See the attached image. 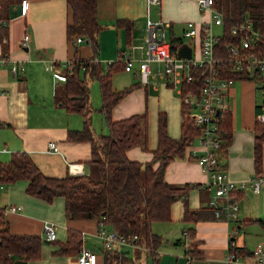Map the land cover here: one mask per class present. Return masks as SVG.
I'll return each mask as SVG.
<instances>
[{
    "label": "crops",
    "instance_id": "1",
    "mask_svg": "<svg viewBox=\"0 0 264 264\" xmlns=\"http://www.w3.org/2000/svg\"><path fill=\"white\" fill-rule=\"evenodd\" d=\"M27 1L26 13H22L20 0L11 1L6 11L0 8V58L8 57V61L0 65V161H8L14 152L26 151L47 175L65 176L69 173L68 162H82L84 171L91 173V142L67 139L69 129L83 127L84 115L68 112L63 103L58 104L55 94V85L63 80L55 76L54 70L64 73V62L75 58V46L79 50L78 57L93 58L103 70L107 69L109 61H122L123 51H130L135 59L131 70H126L122 64L121 69L113 75V85L117 89L140 83L115 105L112 111L113 119L145 110L149 114V150L142 146L133 147L128 151L131 159L147 161L152 158L151 151L158 144V118L161 111L167 115L170 135L180 137L181 96L177 87L169 86L168 78L158 72L159 69H164V65L153 61L155 74L150 75L147 83L142 82L138 66L147 48L144 42H147L148 37V18L162 20L166 24L167 39L173 32L186 40V37H190L184 34L188 21L202 25L210 18L208 12L201 11L197 0H160L158 3L150 0H98L101 30L97 34L96 46L85 38L81 42H75V46L67 39V0ZM3 19H7L8 23L3 24ZM121 19H129L134 23L130 39L127 38L125 27L117 24ZM25 33L30 34V40L23 45L21 38ZM191 39L194 40V37ZM13 60L25 66V70L18 75L11 70ZM155 62L158 64L155 65ZM48 64H52L55 69L47 68ZM86 77L90 86V102L100 110V116L96 114L100 123L99 129L95 128L90 120L91 125L95 134L107 133L109 126L100 109V81L97 77ZM240 80L232 85L229 99L233 110L231 141L219 157L221 167L229 177L236 182H246V186L234 190L230 198L223 195L215 201L216 205L225 206L235 200L240 207L236 216L228 218L223 210L221 217H217L210 206L215 188L209 182L207 172L193 155L194 150L197 154H202L205 150L195 139L193 144L186 148L184 156L175 157L168 163L165 178L173 184L193 185L184 199L196 214L202 215V218L185 220L184 200L177 199L172 205L169 220L152 223L153 231L163 236V243L156 248L155 254L139 247H124L127 253L137 257L141 264L143 257H146L147 264H150L148 258L151 256L156 264H185V257L189 252L193 256L189 264H227L226 257L231 240L236 246L246 245L251 250L261 246L264 264V229L256 221L264 218V185L259 192H255L251 186V180L257 176L255 123L262 99L257 98L254 82L248 79ZM53 141L58 145V151L49 149V144ZM27 185V179H18L11 183L0 181V208L5 210L12 232L36 233L43 240L40 259L28 261L26 264H80L78 254L56 252L61 244L66 243L69 228L80 230L83 246L100 251L96 264H104L101 240L98 236L99 220L68 217L64 196H55L48 202L28 193ZM12 205H20L22 208L12 211ZM245 220L248 224H253L243 226L247 225V222L243 223ZM45 223L56 226V239L48 240L44 231ZM241 228L246 230L244 234H240ZM186 230L188 235L185 236ZM248 231L256 234L247 236ZM97 239L99 249L94 247ZM249 242L257 245L252 248ZM195 248L198 255L194 251ZM131 251L134 254H131ZM247 259L254 264L258 262L259 256H248Z\"/></svg>",
    "mask_w": 264,
    "mask_h": 264
},
{
    "label": "trees",
    "instance_id": "2",
    "mask_svg": "<svg viewBox=\"0 0 264 264\" xmlns=\"http://www.w3.org/2000/svg\"><path fill=\"white\" fill-rule=\"evenodd\" d=\"M11 1L0 0V8L6 11ZM22 1V0H20ZM214 5L223 12L224 31L215 44L214 55L222 62L216 63L224 76L249 78L232 70L229 63L228 46L239 44L245 32L235 34L232 28L245 20H249L253 29L264 30V0H214ZM68 22L67 39L76 45L79 36L84 37L93 46L98 44L97 34L101 30L98 18V0H67ZM118 26L125 27L127 38L130 39L134 23L129 19L117 21ZM201 26V25H200ZM202 29V28H201ZM168 41L171 51L176 53L178 47L185 42L183 36L170 33ZM260 41V37L256 38ZM75 46V58L70 66L64 67L66 79L63 80V106L68 112L84 115L81 129H69L67 139L70 141H90L92 144L91 162L97 166V175L84 172L68 173L65 176L45 174L39 165L26 151L14 152L8 161H0V181L14 182L27 179V192L51 202L55 196H64L65 210L68 217L96 218L105 221L112 229L125 235H138L139 242L148 249L146 252L155 254L156 248L163 243V236L152 229L155 221L171 218L173 203L184 200L185 220H197L202 215L191 209L184 197L192 188V184H173L165 178L168 163L175 157H182L186 148L193 144L200 133L198 126L187 112L191 105L183 101L181 96V135L173 137L168 130L167 115L159 112L158 144L147 161L131 159L128 151L136 146L148 148L149 114L144 112L113 119L112 111L131 90L140 83L136 82L121 89L113 85V75L121 69L122 61L110 63L106 70L92 58H80ZM83 65L86 68L82 71ZM208 65L193 66L191 69L195 79L188 85L184 84L183 93L189 89L199 91ZM87 75L97 77L100 81L102 105L101 111L109 126L107 133L95 134L91 119L86 117L90 107V86ZM172 86V82H168ZM220 127L227 132L226 145L229 146L232 136V112L220 119ZM264 123H255V170L257 175L264 176L263 166ZM227 148H225L226 150ZM213 212V211H212ZM264 229V218L256 220ZM247 221L245 220L246 223ZM42 237L36 233H15L10 228L5 210L0 208V264H26L38 260L42 253ZM193 245L195 243H192ZM83 246L80 230L69 228L66 243L56 250L60 254H79ZM232 247V246H231ZM237 254L253 256L254 252L246 245L233 246ZM141 250V249H139ZM195 252L198 255V250ZM192 251V250H190ZM189 252V251H188ZM104 264H141L137 257L127 253V249L114 247L103 252ZM190 253V252H189ZM191 254V253H190ZM78 257V255H77Z\"/></svg>",
    "mask_w": 264,
    "mask_h": 264
},
{
    "label": "built area",
    "instance_id": "3",
    "mask_svg": "<svg viewBox=\"0 0 264 264\" xmlns=\"http://www.w3.org/2000/svg\"><path fill=\"white\" fill-rule=\"evenodd\" d=\"M151 2H160V0H150ZM202 12H208L210 18L200 26L194 21L187 22L185 29V36L199 37V55L195 54L194 44L190 42L193 47L192 57H182L178 52L171 51L170 42L166 38L165 26L162 20H152L148 18V37L147 48L145 55L139 60L138 74L142 82L147 83L151 74H155L153 70V61L161 62L164 69H159V73L167 77L172 86H176L180 95L183 96V101L191 105V109L187 114L193 118L194 122L200 126V133L196 140L201 144L205 150L202 154H197L193 151V155L201 164L203 169L209 176V182L215 188V194L210 200V206L214 209L215 215L221 217L223 210L226 211L227 217L236 216L239 204L235 200H231L225 206L216 205V199L220 196H228L230 198L232 192L238 188L246 186V182H236L223 170L221 167L220 154L227 148L225 132L220 127V119L225 114L231 113L232 106L230 104L232 85L240 78L232 76H224L220 73L216 63L222 62V59L214 55V48L216 42L219 40L221 34L214 33V24H223V12L217 8L214 0H197ZM22 13H26L28 1L22 0ZM3 24H7L8 20L3 19ZM202 28V29H201ZM233 33L239 34L245 32L239 44L232 43L228 46L229 63L232 64V70L239 74H245L249 79L259 82V93L262 96L260 103V111L258 120L264 123V31L253 29L249 20L239 23L232 28ZM260 37V41L256 38ZM30 40V34L25 33L21 38V43L26 45ZM84 37L79 36L76 42H81ZM121 59L125 62V69L131 70L134 67L135 59L131 56L130 51H123ZM8 61V57L0 58V65ZM109 64L112 62H108ZM208 65V71L204 75L202 84L200 85L198 93L189 89L186 93L184 91V84L192 83L195 76L191 69L193 66ZM64 66H70V60L64 62ZM49 69H55L52 64L46 66ZM86 66L83 65V69ZM11 70L15 75L25 70L24 65H20L17 60L11 63ZM55 76L59 80H65V73L54 70ZM247 79V78H246ZM219 111V112H218ZM49 149L51 151H58L59 147L56 142H50ZM68 171L72 174L84 173V163L82 162H68ZM264 185V176L257 175L251 180V186L255 192H259ZM22 207L19 205H12L10 210L18 211ZM44 231L47 234L48 240H54L57 237L56 226L52 223H45ZM188 235V231L184 232ZM98 236L102 243L101 253L106 249L114 247H139L143 250L148 248L139 242L138 235H125L112 229L105 221H100L98 227ZM235 243L231 240L228 255L226 257L227 264H252L247 256L237 254L232 247ZM189 249V247H188ZM254 256H259L258 262L262 263V248L253 250ZM100 251L94 250L91 247L82 246L78 261L80 264H96L98 261ZM186 264L192 260V254L186 255Z\"/></svg>",
    "mask_w": 264,
    "mask_h": 264
},
{
    "label": "rangeland",
    "instance_id": "4",
    "mask_svg": "<svg viewBox=\"0 0 264 264\" xmlns=\"http://www.w3.org/2000/svg\"><path fill=\"white\" fill-rule=\"evenodd\" d=\"M214 33L215 34H222L223 31H224V28L222 25H217V24H214ZM191 37H186V40L185 41H191ZM144 41V40H143ZM199 37H194V40H192L191 42L194 44V48H195V54L197 53L198 55L200 54L199 53ZM145 45L147 44V42L145 41L144 42ZM159 63V62H158ZM157 62H155V65L158 64ZM155 69V68H154ZM156 70V69H155ZM248 80L254 82L255 84V87H256V91H257V98L258 100H261L263 99L262 96L260 95L259 93V90H260V87H259V82L255 81V80H252V79H249L247 78ZM237 81H241L240 79H238ZM236 81V82H237ZM60 83L56 84L55 85V94L57 95V102L58 104H61L62 103V100H63V96H64V87H63V82L62 81H59ZM62 99V100H61ZM63 105V104H62ZM99 109V108H98ZM96 108V106L93 104V102L90 104V107H89V110H88V114L86 115V117L90 118L91 121H92V125L95 126V128L99 129V126H100V123L98 121V119L96 118V114H98L100 116V110H98ZM97 166L93 163L92 164V171H91V174L92 175H97L98 172H97ZM97 172V173H96ZM215 192V189L214 191ZM263 193H264V189H263ZM240 208V207H239ZM240 217H242V211L240 212ZM247 225H243V226H249L253 223H249L248 222L246 223ZM260 226V225H259ZM261 227V226H260ZM245 229L244 228H241L240 230V234H244L245 233ZM251 234H256L254 232H251V231H248L247 232V236H250ZM96 244L94 245L95 248L99 249L100 247V244L98 242V239L96 240L95 242ZM257 244H253L252 242H249V246L250 247H255ZM101 246H102V243H101ZM131 254H134L132 251H131ZM145 256V255H144ZM153 257V256H151ZM149 257V262L150 264H156L154 261H153V258ZM142 264H147V258L146 257H143L142 259ZM186 264V262H185Z\"/></svg>",
    "mask_w": 264,
    "mask_h": 264
},
{
    "label": "water",
    "instance_id": "5",
    "mask_svg": "<svg viewBox=\"0 0 264 264\" xmlns=\"http://www.w3.org/2000/svg\"><path fill=\"white\" fill-rule=\"evenodd\" d=\"M177 52L182 57H192L193 47L189 42L185 41L178 47Z\"/></svg>",
    "mask_w": 264,
    "mask_h": 264
}]
</instances>
